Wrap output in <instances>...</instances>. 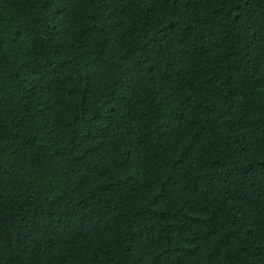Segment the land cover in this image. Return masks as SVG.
Masks as SVG:
<instances>
[{"label":"trees","instance_id":"obj_1","mask_svg":"<svg viewBox=\"0 0 264 264\" xmlns=\"http://www.w3.org/2000/svg\"><path fill=\"white\" fill-rule=\"evenodd\" d=\"M0 264H264V0H0Z\"/></svg>","mask_w":264,"mask_h":264}]
</instances>
